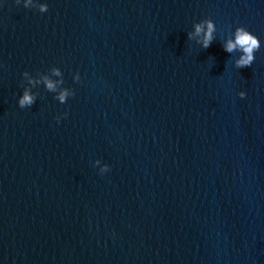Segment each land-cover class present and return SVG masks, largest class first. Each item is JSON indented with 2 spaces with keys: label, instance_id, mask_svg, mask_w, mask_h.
<instances>
[{
  "label": "water",
  "instance_id": "95a60500",
  "mask_svg": "<svg viewBox=\"0 0 264 264\" xmlns=\"http://www.w3.org/2000/svg\"><path fill=\"white\" fill-rule=\"evenodd\" d=\"M24 5L0 0V264H264V0Z\"/></svg>",
  "mask_w": 264,
  "mask_h": 264
},
{
  "label": "clouds",
  "instance_id": "9594fccd",
  "mask_svg": "<svg viewBox=\"0 0 264 264\" xmlns=\"http://www.w3.org/2000/svg\"><path fill=\"white\" fill-rule=\"evenodd\" d=\"M17 3H19V0H17ZM30 4H32V0H25V7H28ZM38 7L41 12H47L49 6L47 3H41L38 5ZM216 31L217 27L215 21L212 18H205L195 23L194 32L189 33V37L191 38L193 35L196 36L198 38V42L201 44V47L207 49L213 43ZM261 45L262 43L260 41V38L255 33L250 31L244 25H238L233 30L231 36H229L225 40L222 47L227 53H240L239 57L235 61V66L240 69L252 65L256 58L255 54L261 48ZM53 73L56 76H59L61 74L58 68L53 69ZM43 83L48 90L56 91L58 85L62 84L63 81L53 80L45 76L43 79ZM70 94L71 93L67 88H61L59 90L57 98L61 103H66L67 98ZM240 95L241 97H243L246 95V93L241 92ZM34 102L35 96L32 94L30 89H25L23 94L19 98V106L21 108H24L26 106H31ZM60 119L61 116L56 117L57 122H59ZM96 163L99 164L100 161L97 160ZM101 171L103 173H107L108 171H110V165L105 164Z\"/></svg>",
  "mask_w": 264,
  "mask_h": 264
}]
</instances>
